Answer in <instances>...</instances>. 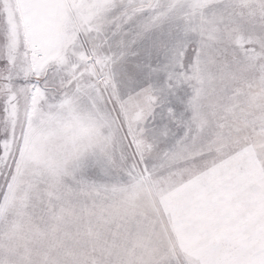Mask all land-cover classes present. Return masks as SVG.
Wrapping results in <instances>:
<instances>
[{"label":"snow or ice","instance_id":"snow-or-ice-1","mask_svg":"<svg viewBox=\"0 0 264 264\" xmlns=\"http://www.w3.org/2000/svg\"><path fill=\"white\" fill-rule=\"evenodd\" d=\"M0 264H264V0H0Z\"/></svg>","mask_w":264,"mask_h":264}]
</instances>
